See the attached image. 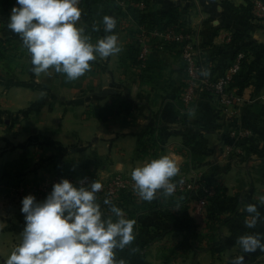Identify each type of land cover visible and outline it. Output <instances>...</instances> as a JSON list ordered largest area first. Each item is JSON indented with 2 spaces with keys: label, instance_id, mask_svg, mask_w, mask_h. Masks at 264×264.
I'll list each match as a JSON object with an SVG mask.
<instances>
[{
  "label": "crops",
  "instance_id": "0c3cea01",
  "mask_svg": "<svg viewBox=\"0 0 264 264\" xmlns=\"http://www.w3.org/2000/svg\"><path fill=\"white\" fill-rule=\"evenodd\" d=\"M253 2L80 0L78 26L90 42L108 34L102 19L112 16L122 51L98 57L83 76L68 81L53 69L33 74L27 49L6 26L16 0H0V264L20 242L22 198L32 194L42 201L54 183L45 193L39 186L57 176L73 177L75 186L84 177L127 181L114 197L96 195L105 216H112L103 204L107 198L136 221L134 241L116 250L129 264H163L179 255L185 263L192 253L191 264H230L238 255L244 264H264V252L243 254L236 243L242 234L264 233V223L255 229L244 223L248 203L264 216V21L254 14ZM173 7L178 24L153 22ZM167 29L190 35L212 79L233 58L229 35L254 41L258 46L247 53L230 87L239 101L225 106L213 95L185 101L184 61L178 44L165 40ZM111 102L132 103L131 120L123 113L100 119L97 109ZM162 155L179 166L172 178L176 187L193 181L196 188H175L167 197L158 191L154 200L143 201L130 173Z\"/></svg>",
  "mask_w": 264,
  "mask_h": 264
},
{
  "label": "clouds",
  "instance_id": "9594fccd",
  "mask_svg": "<svg viewBox=\"0 0 264 264\" xmlns=\"http://www.w3.org/2000/svg\"><path fill=\"white\" fill-rule=\"evenodd\" d=\"M78 4L79 0H16L6 26L27 49L33 74L53 69L74 81L90 70L91 61L122 51L113 32L116 19L103 17V30L108 34L93 44L84 34L85 28L78 26L82 15ZM93 30L98 31L95 24ZM178 173L177 162L162 155L133 168L130 179L136 195L151 202L158 191L166 197L174 194L172 178ZM102 188L98 180L86 185L81 181L80 186H75L61 179L42 201L32 194L24 196L21 239L2 264H124L116 259V250L134 241L136 221L125 218L123 211L107 198L103 204L109 206L112 216H105L96 195ZM260 204L264 205V196ZM244 211L248 214L246 228L255 229L258 223H264L256 204H246ZM236 243L243 254L264 252V233L242 234ZM244 262V255L230 260V264Z\"/></svg>",
  "mask_w": 264,
  "mask_h": 264
},
{
  "label": "built area",
  "instance_id": "2783aa9c",
  "mask_svg": "<svg viewBox=\"0 0 264 264\" xmlns=\"http://www.w3.org/2000/svg\"><path fill=\"white\" fill-rule=\"evenodd\" d=\"M253 4L254 14L256 17L264 21V3L261 0H254ZM163 36L165 37V40H170L179 44L181 59L184 61V69L187 76V84L183 93V99L185 101H196L204 95H213L217 97L220 103L225 106L239 101V98L236 95H233L230 91V87L235 81V78L242 71L243 62L246 59L244 52H237L222 75L212 79L207 75L206 62L202 57L199 48L193 43L187 32L167 29ZM227 42L228 44H232L233 42L230 35L227 37ZM138 57L139 59L144 58V50L139 52ZM61 179H67L71 183H75L73 177L57 176L53 180H45L38 188L39 193L47 192L53 183L59 182ZM81 181H83L85 185L90 183L87 177L81 178L76 183L80 185ZM102 185L103 188L100 192L104 193L107 197H114L120 190L128 187L127 181L121 176L109 178L103 182ZM176 188L179 190L186 189L189 192H192L195 190L196 185L193 181L188 183L180 181ZM199 204H205V200L202 197L199 199Z\"/></svg>",
  "mask_w": 264,
  "mask_h": 264
},
{
  "label": "trees",
  "instance_id": "16d2710c",
  "mask_svg": "<svg viewBox=\"0 0 264 264\" xmlns=\"http://www.w3.org/2000/svg\"><path fill=\"white\" fill-rule=\"evenodd\" d=\"M261 1L264 3V0H261ZM178 17H179L178 7H173L166 13L161 14L158 17H156L153 22H155L156 24H159L162 27L173 26L179 23L180 19ZM231 37L233 40L231 44V53L233 57L237 52H244L246 56L249 51L252 52L258 46L254 41L250 39L244 40L241 34H239L238 32L232 33ZM174 45L175 44H173V46ZM245 65H246V60L243 62L242 69L245 68ZM237 78H240V76H237L235 80ZM131 106H132V103L130 102H124V103H119V104L115 102H111L110 104L99 107L96 112H97V116L102 120H105L108 117L117 115L118 113H123L124 117H126L124 120L127 119V121H130L131 120L130 118H132Z\"/></svg>",
  "mask_w": 264,
  "mask_h": 264
},
{
  "label": "rangeland",
  "instance_id": "374dc122",
  "mask_svg": "<svg viewBox=\"0 0 264 264\" xmlns=\"http://www.w3.org/2000/svg\"><path fill=\"white\" fill-rule=\"evenodd\" d=\"M94 138L95 137H93L91 134H88V136H87V139L89 140V141H93L94 140ZM128 253H126V255H127ZM160 254H163V256H166V255H168V253L167 252H162V253H160ZM142 254H140V253H138V256L140 257ZM193 255H196L195 253L193 254H191L190 255V257L185 261V263H184V261H182V257H180V255L178 256V257H176V258H174L173 256H169L168 257V262H164L163 264H191V258H192V256ZM122 258V259H121ZM116 259L117 260H123V262H124V264H129L125 259H124V255H123V252L122 253H116ZM137 264V263H136Z\"/></svg>",
  "mask_w": 264,
  "mask_h": 264
}]
</instances>
